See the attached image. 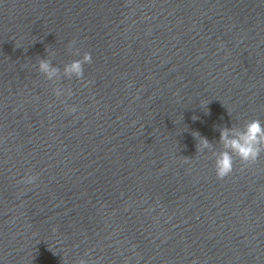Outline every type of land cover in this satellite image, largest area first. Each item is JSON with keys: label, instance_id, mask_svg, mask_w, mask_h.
I'll list each match as a JSON object with an SVG mask.
<instances>
[{"label": "water", "instance_id": "water-1", "mask_svg": "<svg viewBox=\"0 0 264 264\" xmlns=\"http://www.w3.org/2000/svg\"><path fill=\"white\" fill-rule=\"evenodd\" d=\"M255 119L264 0H0V264H264V152L213 155Z\"/></svg>", "mask_w": 264, "mask_h": 264}, {"label": "clouds", "instance_id": "clouds-1", "mask_svg": "<svg viewBox=\"0 0 264 264\" xmlns=\"http://www.w3.org/2000/svg\"><path fill=\"white\" fill-rule=\"evenodd\" d=\"M72 44L69 45V50L72 49ZM76 54H79L77 50ZM93 57L91 53H85L83 58L75 60L64 67V74L68 78L73 76L84 78V64L92 63ZM39 71L43 73L48 80H57L60 69L53 66L51 60L41 58L39 60ZM57 97L63 94V90L59 87L55 90ZM68 95L72 92L69 90ZM71 111H76L72 108ZM195 119V117H194ZM199 137L197 150L203 152L204 149L213 147L211 142L197 132L194 134ZM220 143L223 146V151L213 153L215 156V170L219 179H224L233 172L235 158L238 157L244 163H254L258 160L261 153L264 152V124L259 119L248 121L243 129L223 127L220 129ZM37 177L28 175L23 180L26 184H33ZM79 264H87V261L80 260Z\"/></svg>", "mask_w": 264, "mask_h": 264}]
</instances>
